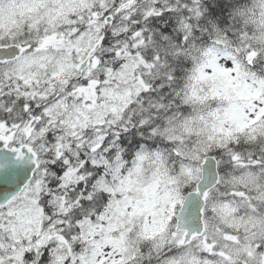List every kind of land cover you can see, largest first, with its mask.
I'll return each instance as SVG.
<instances>
[{
    "label": "clouds",
    "instance_id": "obj_1",
    "mask_svg": "<svg viewBox=\"0 0 264 264\" xmlns=\"http://www.w3.org/2000/svg\"><path fill=\"white\" fill-rule=\"evenodd\" d=\"M264 264V0H0V264Z\"/></svg>",
    "mask_w": 264,
    "mask_h": 264
},
{
    "label": "snow or ice",
    "instance_id": "obj_2",
    "mask_svg": "<svg viewBox=\"0 0 264 264\" xmlns=\"http://www.w3.org/2000/svg\"><path fill=\"white\" fill-rule=\"evenodd\" d=\"M101 264H103V262H101ZM113 264H115V262H113Z\"/></svg>",
    "mask_w": 264,
    "mask_h": 264
}]
</instances>
